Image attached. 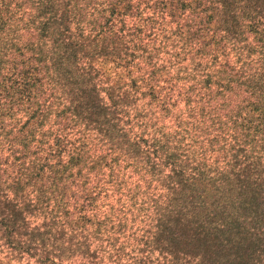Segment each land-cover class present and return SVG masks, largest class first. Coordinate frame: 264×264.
<instances>
[{"label": "trees", "instance_id": "1", "mask_svg": "<svg viewBox=\"0 0 264 264\" xmlns=\"http://www.w3.org/2000/svg\"><path fill=\"white\" fill-rule=\"evenodd\" d=\"M148 76L264 94V0H0V264H264L262 145L166 135Z\"/></svg>", "mask_w": 264, "mask_h": 264}, {"label": "rangeland", "instance_id": "2", "mask_svg": "<svg viewBox=\"0 0 264 264\" xmlns=\"http://www.w3.org/2000/svg\"><path fill=\"white\" fill-rule=\"evenodd\" d=\"M98 66L104 73V77H108V82L116 87L119 86L114 94V98L119 100L123 93L120 88L126 86L125 83L129 81L128 73L123 66L114 64L111 60H101L98 62ZM131 72L134 74H130L132 77L137 74L135 66L131 67ZM149 78V76L146 77V81L152 85L149 90L152 97L149 98L150 104L143 105L150 109L148 115L158 120L159 124L162 125V130H166V135H174L173 133L179 131V126L185 124L186 128L179 132L180 136L182 138L188 137L193 141V121L195 126L200 129V132L196 133L198 139L211 136L213 130L204 129L205 126L227 123L230 132L246 148L251 146L254 149L257 143L262 145L254 163L257 162V169L264 172V94H259L249 88L240 91L229 90L230 92L217 94L213 87L207 88L200 94H194L193 76L190 80L186 79L190 86L181 89H177L173 85L167 88L166 83L162 80L163 77ZM183 80L181 79V82ZM193 96L195 97V104H193ZM118 105L121 106L122 104ZM128 105L133 106L132 104ZM154 109L157 111H153ZM163 113L166 114L163 115ZM116 117L120 119V123L128 119L121 113L116 114ZM114 123L118 122L115 121ZM151 151H153L152 147ZM164 156V151L161 148H156L152 159L157 162L158 167L159 165L163 167H160L161 169H172L169 166L170 163H163ZM179 170V168L174 169V173H178ZM177 178H181V175H178ZM148 179H145L146 184ZM184 184L185 190L199 193L202 198L206 199H209L210 196H216L217 199L226 200L229 198L233 200L236 196L234 190L223 185L213 187L208 184V186L195 184L196 190L193 191L191 189L193 184L190 186L188 181ZM147 186L148 188L152 187L151 184H147Z\"/></svg>", "mask_w": 264, "mask_h": 264}]
</instances>
